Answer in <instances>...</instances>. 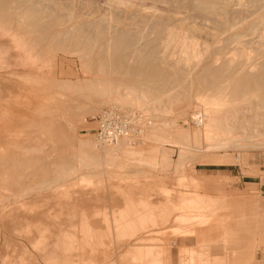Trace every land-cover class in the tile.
Returning <instances> with one entry per match:
<instances>
[{"label":"rangeland","instance_id":"374dc122","mask_svg":"<svg viewBox=\"0 0 264 264\" xmlns=\"http://www.w3.org/2000/svg\"><path fill=\"white\" fill-rule=\"evenodd\" d=\"M28 1L31 3H35V5L38 8H48V9L53 8L54 10H56V12H61L66 19V20L64 19L65 28H73V26L77 25L78 23L80 24L85 21H86L85 22L86 24H89L93 20L94 21L98 20L99 17L103 16V14H104L103 17L106 18L105 23L106 22L108 23L107 20H109L111 16H114L111 19L112 21L109 20V23H108L112 25V23L115 22L112 25V27H114V30L111 29L113 31H110V34L111 35L114 34L115 27L117 28L122 27V29L133 31L134 33L137 34L138 37L141 36L138 42L143 41L142 36H144L145 38V35H141V34H147L146 36L148 40L149 38L150 40L154 38V35L152 36L153 34L152 30L150 31L151 28L146 27L147 26L146 24H148L149 22V20L147 21L146 19L149 18L148 16H151L152 14H154V12H156L155 13L156 15L163 16V18L173 17L174 27L177 25L180 26V22H181V26L184 27L183 29L184 31H186V29L188 28L187 30L188 31L191 30L192 32L193 29H196V26L197 27L199 26L200 29L197 28L198 30L196 29L195 32H192V33L186 32L187 33L186 35L184 34L185 33L184 32L181 35H183L184 37H187V39L189 38V41H192V42H193V39L196 41L198 40L200 47L202 48L204 45L203 47L205 48L204 51L207 50V53L209 52V54L203 53L202 52L203 50L200 49L199 44L195 43V46H196L195 48H196V52H198L197 53L198 56L202 54L203 56L201 59H199L201 56L197 59V61L200 60L197 62V65L194 64L196 60H193L195 62L193 61L192 62L190 61L191 63L188 62V65L187 63L180 62V64H183L185 66L183 67L182 65H180V71L183 74H185L184 77L190 75L194 78V75L198 73V71H200V69H202L203 66H205L210 61V59L211 61L207 65H210L212 67L214 65V67H217L219 66L218 64H222V62L224 61V58H228L232 56V53L237 51L236 50L237 45L234 44L232 41H229V38H228L229 33L234 31L239 24L238 21L233 20V18L236 19V17L234 16V13H233L234 17L232 15H231L232 17L229 16V14H231L229 13L226 16L227 19L225 18L223 19L225 21L223 23H226V24H222L219 21L216 22L217 20L214 19V22L216 23L212 22L211 23L212 27H211L210 22L212 20L210 18H208L211 20L209 22V20L206 19V17L203 18L200 16V18L199 17L198 18L199 19L202 18V20L197 19L196 21L195 18H197V16L194 17V15H192L184 6L179 5L178 2L175 0H168V3H167V0L166 2L164 0L165 3L163 2V0H130L132 4L129 2V0L127 1L120 0L121 2H123L122 6L119 0H116V1L115 0H55V1L51 0V2L50 0H28ZM172 1L174 4L172 3ZM238 1L240 2V4H238L239 3ZM257 1H255L257 3L253 2L252 4H249L247 0H237V1L233 0V9L234 8L236 9V12H235L236 16L238 17V14L239 15L241 14L238 18L239 19L243 18L242 19L243 21L240 19L242 22L244 21L247 22L248 21L247 19H250L249 21L253 20L258 15V11L260 13L263 11V8H264V4H263L264 0H257ZM60 2L62 4H60ZM242 2L245 5V7L242 4ZM254 3L256 4V6L257 4L258 6L262 4L261 6L263 7L260 6L261 8L259 9L258 6L255 7ZM171 4L173 5L171 6ZM234 5L235 6L237 5V8L238 6L239 8L241 7L240 8L241 10L239 8L237 9ZM240 5H242L243 8ZM143 7H145L146 10ZM251 7H254V9L252 8L253 11ZM114 8L116 9V11ZM120 8H122L123 10H120ZM126 8L130 10L129 13H127L128 10ZM162 9L163 11H161ZM63 10L65 12H63ZM138 10L140 12H138ZM68 11H69V14H68ZM70 11H72V13ZM119 11L121 15L118 14ZM121 11H123V14ZM160 11L164 14L160 15L162 14ZM253 12H257V13L256 14L254 13V16H253L252 15ZM140 13H143V14H140ZM178 13H179V16H178ZM139 14L141 16L140 20L138 18ZM66 16H68V18ZM124 16L126 17L124 18ZM131 16H133V18ZM71 17L72 19H70ZM143 17L146 19L142 20ZM191 17L194 18L198 24L193 23L194 20ZM230 17L232 18V20ZM128 18H130L129 19L130 21L125 22V20L126 19L128 20ZM229 18L231 21H229ZM132 19H136V20L132 21ZM183 19H186V20H183ZM204 19L206 20L205 22H204ZM139 21H142V22L140 23ZM186 21L188 25L190 24L189 27L185 26L187 25ZM241 21L239 22L241 23ZM123 22H124V25L122 24ZM138 22L143 26L145 24L144 29L141 30L140 27L143 28V26L139 25ZM230 22L233 23L232 27H234V24H235L234 22H237V26L230 29L229 28L231 25ZM129 23L131 25L136 24L135 26L134 25L133 26L134 27L137 26V27L134 28L131 25L128 26ZM205 23H206V26H204ZM219 23L220 25L222 24L221 27ZM119 24H121L122 26ZM169 24L168 26H173L172 22H169ZM193 24H195L196 26H194ZM199 24H201L202 26ZM225 26H226V29H228V32L224 33V31H226ZM192 27H195V28H192ZM135 29L136 30L138 29L139 33L136 32ZM140 30L143 33H141ZM212 30L213 31L215 30L214 34ZM149 31L152 33H150ZM12 32H14L15 34ZM86 33H88V38L91 37L89 36L90 34L87 30H86ZM188 33H189V36L192 34L191 37L188 36ZM24 34L27 35V37ZM218 34H222V35L218 36ZM14 35H17V36H14ZM14 37H16L17 39ZM221 38L224 39V41ZM175 40L177 41L178 39H175ZM175 40L163 52H162V49L159 48L161 46V43L158 42V41H161V38H157L156 40H154L158 42L159 51L157 52L158 53L157 55L161 53L158 59L160 60L162 59L161 60L162 62H160L159 60V64L161 63L162 64V65L160 64L161 66H165L167 68L166 69L164 67L166 70L171 69V66L174 65L175 63L174 60L177 57L184 55L183 54L184 52H182V50L180 49L181 41L175 42ZM219 40H221L222 42H220ZM225 41H227L226 45H224ZM30 42L32 43L30 44ZM175 43H180V44L177 45ZM27 44H29V46ZM212 44H214L213 48L215 46L217 47L212 49L211 47ZM251 44L252 43H246L245 54L247 53L246 55L247 56L249 55L251 59L253 56H254L253 59L254 58L259 59L260 55H261L260 59L264 58V46L261 48V50L263 49L262 52L260 51L258 54L257 52L254 51L255 50L253 47L254 44L252 45ZM174 45H175V48H174ZM207 45L210 47H208ZM15 46L16 48H14ZM221 46H223L225 49L222 48ZM233 46H235V49ZM207 47L209 48V50ZM219 47H221V49ZM230 47L234 49L233 52L231 51ZM247 47H253V48H247ZM6 48L7 50L9 49V51H7ZM38 48L41 49L42 54ZM67 48L69 49L70 47H66L65 49H62V48L55 46L49 37H45V38H42L41 40L35 41L33 37H31L30 35L28 36V34L26 33H23L21 28H17L14 24H10L9 22L0 21V56H2L1 59L5 57V59L3 60L5 61L7 60L10 66V67L7 66L6 68L0 69V104H3V105L7 104L9 115H11L10 112L12 113L11 115L12 123L16 121L21 122V123L33 121L35 122V124L38 125V128H32V127L25 126L22 129L21 127V131L19 135L12 136L13 138H15L16 142L20 143L19 147L21 148H19L18 146L17 147L8 146L5 143L1 144L0 154L5 157L6 156L12 157V159L8 161L6 160L7 162L0 161V173L4 171V166L6 164L8 165L12 164V166H16V168L11 167L10 168L11 171L9 173H7L8 172L7 171L4 174H0L1 175L0 183L2 184V186H5L6 188H8L2 191L0 189V197H1L0 199V264H88L90 261L92 262L95 261L93 264H120V263L121 264H127V263L138 264L140 261V264H142L141 262L144 260L143 254L146 253V256H147V253L149 252L146 249L151 250L153 254L156 253V251H159L161 259L163 260V262H165L163 264H182L180 260L185 261V259L182 260L181 258L182 255H180L178 251L174 250L175 248L172 247L169 241L173 240L175 237L172 227L175 224V220H174L175 214L180 211V209H177L176 207H174V204L177 202V199L179 197L178 190L182 188H186L183 185L184 183L179 182V174L182 173V174L187 175V174L192 173L191 167L193 165L196 167L195 173H197L200 178L204 176L205 177L211 176V178L212 177L224 178V180L222 181V186L225 189H227V191L231 190L233 192V198H240L242 200L244 199L247 205V209L249 208L248 205L252 203L253 205V224L254 226L256 225L258 229L257 231L258 235H255V236L257 237L258 240H260V237L264 235V184H263L264 182L260 183L262 182L261 177L262 175H264V145L259 144L261 143L260 139H264L263 134L258 136L259 133H257V135L255 134V137L253 138L252 135H254V132L256 133L257 130L254 131L255 129L254 130L252 129L253 130L252 131L251 129L246 128L245 130L246 133H244V135L245 136L249 135L252 138V140H249V141L247 140L246 142L247 143H257V145H253L251 147L250 146H239V147L229 146L227 148H220V147L213 148L210 145V142L207 143V140L204 139L202 135L198 136V143L196 145L194 142L195 144L194 145L191 135H192V132L195 129H198V127L200 126H198L196 124V121L192 119L191 114L193 111L201 109L199 106V99L197 98V96L199 94H202L201 91L204 93L203 90L201 91L199 90L196 94L195 91H197V89L195 85H193V87L191 85L190 87V84L187 83L189 84L188 86H186L187 88H184V87L182 88L181 86L179 87L177 84H173L172 86L168 84L164 90L156 91L155 93L150 92L151 93V94L149 93L150 96L146 97L148 91L146 92V90L141 89V87H137V88L135 87V89L138 91L137 92L138 94L137 93L135 94H137L138 96L141 95L142 100L143 101L144 99L146 100L144 101L145 104L142 102V100L138 101L140 102L139 104H141L142 102V106L137 104V100H138L137 98L134 100L122 98L119 103H113L112 98L110 97H113L116 94V92L114 93L113 91L115 88L113 87L107 88V87H109V85H111L112 83L113 85H115L114 78L116 77V75L109 74L106 72L104 73V71H99L98 69H95L97 72L95 70H92L93 68L96 67V65L93 63L92 58L91 60L90 58L87 59L88 55L86 56L85 50H83L85 51L84 52L85 54H83V51L80 52L81 50L77 48V52L79 51L82 54L81 55L80 53H76V51L75 52L73 51L76 48L71 47L70 48L71 50L70 49L67 50ZM170 48L172 49V51L169 50ZM178 49L181 51H179ZM197 49L202 54L199 53ZM218 49L222 51L224 49L223 55H222V51ZM226 49L227 50L230 49L229 51L232 53L227 55L229 51L227 52ZM250 49L251 50L253 49L252 50L253 53L251 52ZM28 50H30L29 51L30 53L28 52ZM33 50L34 51L39 50V51L37 53V51L34 52ZM248 50L250 51V53H248L249 52ZM71 51H73L74 53ZM216 51L220 53L218 54ZM69 52H71L72 54ZM164 52H167V53L165 54ZM180 52L182 54H180ZM32 53L34 56L32 55ZM162 53H163L164 58L162 56ZM238 53L239 51H237V53H234V55L235 54L237 55ZM174 54H177L176 55L177 57L174 56ZM9 55L14 56V57L17 55L16 58H18L19 61L18 59L12 58ZM19 55H21V57ZM40 55H42L43 57ZM216 55H218L219 58H217L218 56L216 57ZM8 56H9V59H8ZM84 56L86 57L84 58ZM39 57L40 58L42 57L43 59L42 58L40 59ZM11 58L16 59L19 63L17 64V61L12 60ZM46 58L48 60L50 59L49 60L50 62ZM215 59H217V61H215ZM206 60L208 61L204 63L203 61H206ZM218 60H220V62ZM20 61H22L21 62L22 65H20L21 64ZM0 62H4V61L0 60ZM164 62L166 65L164 64ZM48 63L49 64L51 63V64L49 65ZM11 64H14V66ZM23 64L25 65L23 66ZM187 67L189 68V70H187ZM192 67L193 68L196 67V68L193 69ZM191 69L193 70L190 72ZM14 74H16V76ZM190 76L186 78L189 80ZM30 77L32 78L30 79ZM46 78H54L53 80L58 81V82L59 81L61 82L62 80L64 81L67 80L68 82L70 81V83H72L73 85V88L64 89L60 87L61 88L60 89L58 86L50 87L46 83H44L46 81ZM100 78L102 80H100ZM191 78L190 80H192ZM40 79H42V81L44 80V82L37 81ZM106 80L108 82H106ZM100 81L102 82L100 83ZM105 82L107 83L108 86L106 85ZM75 85L77 86V89L76 87H74ZM168 86L171 88L169 89ZM177 86L178 88H176ZM79 88L80 89L83 88L84 91H82L83 89L79 91ZM105 88L109 90L112 89V92L107 91V93L108 92L109 93L104 95L107 90ZM191 88L193 89L191 90ZM184 89L186 91V92L184 91L185 93L183 92ZM117 90L118 91L116 95L118 96H122V95L124 96V95H127L128 93L127 92L128 89H125L122 87H120ZM180 90H182V92ZM140 91H143V92L141 93ZM168 91L172 92V94L168 93ZM181 93H184L182 94L183 95L182 97L180 95ZM80 94L83 96H81ZM153 94L157 96L155 97ZM175 96H178L176 100L172 99V98H175ZM167 97H170L172 100H175L174 103L172 102L170 98H167ZM182 98H185L186 100ZM71 99L73 102L71 101ZM177 99L179 100L177 101ZM129 101L130 102L132 101V102L130 103ZM187 101L190 103H188ZM121 102L123 103V105L120 104ZM27 103H30L28 107L26 106ZM136 106L137 107L139 106V107L136 108ZM195 107H197V109ZM170 108H171V111H170ZM105 109H109V110L113 109L117 111L119 114H123V116L129 123L130 129L133 127L132 128L133 131L134 129L136 131L138 130L137 132L134 131L137 134L139 132L138 136L135 135L133 131H130L132 135L128 133L127 135L128 138H125L123 140L124 141L123 144L121 142L122 146L120 144L118 145L114 144V146L113 144L112 145H101L95 139L94 130L96 128V116ZM13 113H16L17 115H19V117L17 118L15 116L16 114L14 115ZM67 122L70 124V126ZM4 129H5V126H4ZM4 129L3 127H0V136L3 135ZM185 130L189 133H187ZM248 131H249V134H248ZM250 132L253 134L250 135ZM258 132L260 131L258 130ZM156 135H160V136H156ZM200 137H202L203 139ZM232 137H235V134H233V136L231 135V138ZM133 138L134 140H132ZM187 138L189 139L191 138V139L187 140ZM79 139L88 140V142L81 144L80 141H77ZM255 139L257 140L256 142H255ZM154 140H157L158 143L164 144L158 147V153L161 154L162 152H166V154L170 155V158L166 162H164V165L162 167L158 168L157 170L155 169V173L153 176L152 175L151 176L135 175L134 168L136 166L134 165V163H132L131 160L129 161L124 160L123 155L125 154L127 155L129 159H131L135 155L134 151L135 149H138L139 144H143L147 141H154ZM159 140H162V142ZM199 141L200 142L206 141V142L201 144L199 143ZM189 143L193 145L190 146ZM91 144L93 146H91ZM198 144L199 145L201 144V145L198 146ZM208 144L210 147L208 146L206 149V146ZM119 145L121 146L120 149L117 147ZM188 145L190 147H188ZM111 146H112V149H111ZM196 146H198L200 153L198 149H195ZM113 147H114V150H113ZM192 147L194 150L192 149ZM24 148H27V149L35 148L39 151L37 152L35 149H32V150L29 149L27 150V152H25L26 150ZM211 148H213L214 150L213 149L211 150ZM16 149H23L21 150L22 153L20 152V150H16ZM123 151H126V152H123ZM184 151L186 154H184ZM178 152H179V155L181 154L182 156H185L186 160L183 161L177 168L175 165V161L178 158ZM107 153H110L108 154L110 155L108 157L109 159L105 156L107 155ZM196 153L200 155H197ZM189 156L190 157L194 156L192 158H198L200 162H197L194 164L191 161H188L187 158H189ZM14 158L16 160H13ZM61 158L64 160H62ZM37 160H40V161H37ZM10 161L13 163H9ZM61 165L62 166L64 165V166L62 167L63 170L60 171V169H62L60 167ZM67 167H70L68 168L69 170H67ZM74 169L75 171H73ZM14 170L15 172H13ZM56 170H58L59 173L58 171L56 172ZM71 171L73 173L75 172L74 175ZM56 173L60 175H56ZM44 177L45 178L47 177L49 181L47 179L44 180ZM51 180H53L54 182ZM39 182L41 183L40 186L41 187L43 186L42 188L39 187ZM209 182L210 180H208L207 183L205 182L206 184L205 190L214 194L215 190L212 189V186L210 185ZM33 184L34 186H36L37 184L38 185L34 187ZM21 187H25V188L27 187L29 192H27V189H26L24 191L25 193L17 199L16 197H14V195H12V193H13V190L17 188H21ZM6 196H8L9 198ZM143 208H145V210H149L152 212L153 218L151 217L149 222L146 221V218L149 219L147 215H145L146 217H144L142 215H138L139 213H137L139 212L138 210H142ZM129 209H131L130 210L131 214L130 212L129 213L127 212L128 214L127 213L126 214L128 217L125 216L126 215L125 214L124 215L125 218H124L123 214L126 211H129ZM132 210L133 212L134 210H137V212L135 211L134 212L135 214H134ZM118 215L119 216L122 215L120 217H123L121 218V220H124V221L126 220L130 221V219L132 218L133 219V220L131 219V221H133L132 227L134 226L133 224L135 223V226L133 227V230L135 231L131 230L132 227H128L131 225L127 224L128 226L127 225L125 226L123 221L122 223L124 225L122 226L124 228H122L121 226L122 223H120L121 221H119V218H115V217H118ZM134 215H136V217ZM130 216H133V217H130ZM113 217L115 218V220ZM128 218L130 219L128 220ZM134 218L136 219V221ZM143 218H145L144 222H148L146 223L148 224V226L146 224L144 225ZM117 219L120 225L117 224L118 222H115L117 221ZM212 220L209 219V222H210L209 225L213 223ZM113 221L115 224L113 223ZM136 223L138 224L136 225ZM118 228H120L121 231ZM126 229L128 230L127 233L129 234L130 232L131 235L126 234V231H127ZM95 236H96V239H95ZM69 238L73 241H71ZM91 238H94V239H91ZM65 239L67 240V242ZM89 239L90 241H93V242L88 241ZM68 241L70 244H68ZM70 241L73 242L74 244L71 243ZM57 242L58 243L61 242V243L58 245ZM94 242L96 244H94ZM215 242L216 241L205 242L204 244L200 246L198 245L195 250L199 251L200 253L201 252L207 253L210 251L209 246L213 245V243ZM191 247L195 248L194 246H191ZM140 249H142V251H140ZM254 253H255V256L259 259V263L264 264V242H260L257 244ZM130 254H132L133 256ZM123 261L125 263H123ZM255 263H256L255 260L251 261V260L246 259L241 264H255ZM195 264H200V263L195 262Z\"/></svg>","mask_w":264,"mask_h":264},{"label":"bare ground","instance_id":"6f19581e","mask_svg":"<svg viewBox=\"0 0 264 264\" xmlns=\"http://www.w3.org/2000/svg\"><path fill=\"white\" fill-rule=\"evenodd\" d=\"M55 1V0H54ZM116 1V0H115ZM123 1V0H122ZM127 1V0H126ZM175 1H177L178 2V4L179 5H182V6H184L192 15H194V17L195 16H197V18H195L196 19V21H197V19H199L200 18V16L201 17H203V18H205L206 17V19H208V18H210V19H208L209 20V22H210V26H211V23L212 22H214V19L215 20H217L216 22H221L222 24H226V23H223V22H225L223 19L225 18V19H227L226 18V16L229 14V13H231V14H229V16H233V13H234V16L236 17V19H234L233 18V20H235V21H238V23L240 24H238V26H237V22H234L235 24H234V27H236L237 26V28L234 30V31H232V32H230L229 33V35H228V38H229V41H232L234 44H236L237 45V48H236V50L237 51H239V53L236 55H234V53H237V51L236 52H234V53H232L233 51H234V49H235V46H233L234 47V49H232L231 47H232V45H231V47H230V49H231V51L232 52H230L229 50H227V52L229 51V53H227V55H229L230 53H232V56H230V57H228V58H224V61L222 62V64H218L219 66H217V67H214V65H213V67L212 66H210V65H207V64H209V62L211 61V59H210V61L205 65V66H203V68L202 69H200V71H198V73H196L195 75H194V78L192 77V76H190V75H188V76H190L189 77V80H190V78L192 79V80H188L186 77H188V76H185L184 77V75L185 74H183L181 71H180V65H182L183 67H185L183 64H180V62H183V63H187V65H188V62H192L193 60H196V62L195 61H193V62H195L194 64H196L197 65V62L198 61H200V60H198L197 61V59L199 58V59H201L202 58V56H203V54L197 49V51H199V53H201L202 55H200V56H198V52H196V46H195V43H198L199 44V41L197 42L196 40H194L193 39V42L192 41H189V38L187 39V37H184L183 35H181L182 33H184L185 35L187 34L186 32H189V33H192V32H195L196 31V29L198 28V29H200L199 28V26L197 27L195 24H193L194 26H196V29H193L192 30V32H191V30H190V28H189V30L190 31H188L187 29H186V27H185V29H186V31H184L183 29H184V27L183 26H181V22H180V26L179 25H177V26H175L174 27V25H173V21H174V19H173V17H167V18H163V16H159V15H156L155 13L156 12H154V14H152L151 16H148L147 18L148 19H146V18H142V20H149V22H148V24H146L147 26L146 27H150L151 29H150V31L152 30V32H153V34H152V36L154 35V38L153 39H151L150 40V38H149V40H148V38H147V34H141V33H143L141 30L142 29H144V26H145V24H144V26L143 25H141L140 23L142 22V21H139L138 22V24L139 25H141V26H143V28L142 27H140L141 28V30H140V34L141 35H145V38H147V39H145L144 38V36H142V38H143V41H141V42H138V40H140L139 38L141 37L140 35V37H138L137 36V34L136 33H134L133 31H130V30H126V29H122V27L121 28H117V27H115V32H114V34H110V31H113L114 30V27H112V25H113V23H115V22H113L112 23V25H110V24H108L109 23V20H111L112 19V17H114V16H109L110 17V19L109 20H107L108 21V23L106 24L105 23V21H106V18L105 17H103L104 16V14H103V16L102 17H99V19L98 20H93L92 22H90L89 24H86L85 22H82V23H76L77 25H75V26H73V28H65V21H64V19H65V17H64V15L61 13V12H56V10H54L53 8L52 9H48V8H38L36 5H35V3H31V2H29L28 0H0V21L1 22H9L10 24H14L17 28H21V30H22V32L23 33H26V34H28V36L30 35L31 37H33L34 38V40L35 41H38V40H41L42 38H45V37H49L50 38V40L54 43V45L55 46H57V47H59V48H62V49H65L66 47H73V48H76V49H74L73 51L75 52L76 51V53H80V52H82L83 50H85L86 51V56L88 55V57H87V59L88 58H90V60H91V58H92V61H93V63L96 65V67L95 68H93L92 70H95V69H98L99 71H104V73L106 72V73H109V74H113V75H116V77L114 78L115 80V85H113V83L111 84V85H109V87H107V88H110V87H113V88H115L113 91H114V93L116 92V94H117V89H119L120 87H122V88H125V89H128L127 90V95H122V96H118V95H114L113 97H110V98H112V102L113 103H119L120 102V100L123 98V99H138L137 100V104H139L140 102H138V101H140V100H142V96L140 95V96H138L137 94V90L135 89V87L137 88V87H141V89H144V90H146V92H147V96L146 97H148V96H150L149 95V93L150 92H153V93H155L156 91H162V90H164L165 89V87H167V85L169 84L170 86H172L173 84H177L179 87L181 86L182 88L184 87V88H187L186 86H188L189 84H190V87H191V85H192V87H193V85H195V87H196V89H197V91H195L196 92V94H197V92L200 90H203L204 91V93L201 91V93L202 94H199L198 96H197V98L199 99V106H200V110L198 109V110H196V111H193L192 112V119L194 120V121H196V124L198 125V126H200V127H198V129H195L193 132H192V141H193V144H194V142H195V144L197 145V143H198V136L199 135H202L203 137H204V139H206L207 140V143H209L210 142V145L214 148V147H220V148H227V147H229V146H235V147H239V146H253V145H257V143H247L246 141L248 140H252V138L249 136V135H247V136H245L244 135V133H246L245 132V130H246V128H249V129H255L254 131H256V133L254 132V135H252V137L254 138L255 137V134L257 135V133H259L258 134V136L259 135H264V58H262V59H260V56H259V59L257 58H254L253 59V57H252V59L250 58V56L248 55H246L245 54V46H246V43H252V44H254L253 45V47H254V51L255 52H257L258 54H259V52L261 51L262 52V50H261V48L264 46V8H263V11L262 12H260L259 13V9L261 8V7H263V6H258V4H257V6L259 7V9L257 10L258 11V15L253 19V20H251V21H249L250 19H247L248 21L246 22V21H244V22H242L243 20V18H238L240 15L238 14V17L236 16V14H235V12H236V9H235V11H234V9H233V0H175ZM237 1V0H236ZM248 2H249V4H252L253 2H255V1H257V0H247ZM46 2V1H45ZM50 2H51V0H50ZM118 2V1H117ZM119 2H121L120 0H119ZM129 2H130V0H129ZM129 2H127V3H129ZM136 2V1H135ZM157 2V1H156ZM163 2H164V0H163ZM165 2H166V0H165ZM164 2V3H165ZM170 2V1H169ZM239 2V1H238ZM251 2V3H250ZM257 2H259V1H257ZM257 2H255V3H257ZM262 2V1H261ZM264 2V1H263ZM110 3V2H109ZM122 3L123 2H121V6H122ZM131 3V2H130ZM152 3V2H151ZM167 3H168V0H167ZM172 3H173V1H172ZM236 3V2H235ZM234 3V4H235ZM254 3V5H255V7H257L256 6V4ZM59 4V3H58ZM58 4H57V6H58ZM60 4H62L61 2H60ZM59 4V5H60ZM118 4H120V3H118ZM132 4V3H131ZM153 4V3H152ZM162 4V3H161ZM174 4V3H173ZM173 4H171V6L173 5ZM238 4H240V2L238 3ZM242 4H243V2H242ZM246 4V3H245ZM248 4V3H247ZM260 4V3H259ZM264 4V3H263ZM52 5H54V4H52ZM110 5V4H109ZM114 5V4H113ZM130 5V4H129ZM151 5V4H150ZM157 5V4H156ZM155 5V6H156ZM165 5V4H164ZM168 5V4H167ZM169 5H170V3H169ZM168 5V6H169ZM244 5V4H243ZM254 5H252V6H254ZM56 6V5H55ZM56 6V7H57ZM65 6V5H64ZM69 6V5H68ZM127 6H128V4H127ZM137 6V5H136ZM152 6V5H151ZM167 6V7H168ZM177 6V5H176ZM235 6V5H234ZM240 6H242V5H240ZM251 6V5H250ZM120 7V6H119ZM132 7V6H131ZM147 7V6H146ZM178 7V6H177ZM236 8H237V5L235 6ZM244 7H245V5H244ZM249 7V6H248ZM143 8H145V7H143ZM143 8H141V9H143ZM169 8H171V7H169ZM180 8H181V6H180ZM238 8H239V6H238ZM237 8V9H238ZM241 8V7H240ZM239 8V9H240ZM242 8H243V6H242ZM254 9V7H251V9ZM57 9V8H56ZM64 9V8H63ZM115 9V8H114ZM119 9V8H118ZM127 10H128V12L127 13H129V9L128 8H126ZM150 9V8H149ZM161 9V8H160ZM166 9V8H165ZM248 9V8H247ZM253 9H252V11H253ZM93 10V9H92ZM97 10V9H96ZM110 10V9H109ZM120 10H123L122 8H120ZM126 10V11H127ZM140 10V9H139ZM138 10V12H140ZM145 10H146V8H145ZM157 10V9H156ZM168 10H170V9H168ZM178 10V9H177ZM185 10V9H184ZM187 10H186V12H187ZM241 10V9H240ZM61 11V10H60ZM73 11V10H72ZM72 11H70L71 13H72ZM115 11H116V9H115ZM118 11V10H117ZM141 11H143V10H141ZM161 11H163V9L161 10ZM160 11V12H161ZM242 11H244V10H242ZM248 11V10H247ZM63 12H65L64 10H63ZM75 12V11H74ZM73 12V13H74ZM108 12H110V11H108ZM122 12V14H123V11H121ZM138 12H137V14H138ZM150 12V11H149ZM148 12V13H149ZM164 12H165V10H164ZM168 12V11H167ZM172 12H173V10H172ZM179 12H180V10H179ZM241 12V11H240ZM239 12V13H240ZM251 12V11H250ZM96 13V12H95ZM131 13H132V11H131ZM133 13H134V11H133ZM162 13V12H161ZM175 13V12H174ZM183 13H185V12H183ZM237 13H238V11H237ZM254 13L256 14L257 12H253V16H254ZM68 14H69V11H68ZM67 14V15H68ZM100 14V13H99ZM102 14V13H101ZM106 14V13H105ZM109 14V13H108ZM112 14V13H111ZM118 14H120V11H119V13ZM117 14V15H118ZM126 14V13H125ZM135 14H136V12H135ZM140 14H143V13H140ZM140 14H139V20H140ZM145 14V13H144ZM159 14V13H158ZM164 13H162V14H160V15H163ZM167 14V13H166ZM76 15V14H75ZM121 15V14H120ZM130 15V14H129ZM131 15H133V14H131ZM174 15V14H173ZM172 15V16H173ZM183 15H185V14H183ZM251 15V16H252ZM73 16V15H72ZM108 16V15H107ZM116 16V15H115ZM138 16V15H137ZM143 16V15H142ZM166 16V15H165ZM164 16V17H165ZM169 16V15H168ZM177 16V15H176ZM178 16H179V13H178ZM228 16V17H229ZM231 16V17H232ZM233 16V17H234ZM67 18H68V16H66ZM81 17V16H80ZM79 17V18H80ZM97 17V16H96ZM117 17H119V16H117ZM123 17V16H122ZM121 17V18H122ZM126 16H124V18H125ZM132 18H133V16H131ZM146 17V16H145ZM181 17H183V16H181ZM199 17V18H198ZM230 17V18H231ZM245 17V16H244ZM249 17V16H248ZM76 18V17H75ZM120 18V19H121ZM123 18V19H124ZM137 18V17H136ZM192 18V17H191ZM230 18H229V21H231L232 20V18H231V20H230ZM252 18V17H251ZM70 19H72V17L70 18ZM77 19V18H76ZM130 18H128V20L126 19L125 20V22L126 21H130L129 20ZM193 20H194V22H193V20H192V22L193 23H197L196 21H195V19L194 18H192ZM239 19V20H238ZM66 20V19H65ZM83 20V19H82ZM115 20V19H114ZM117 20V19H116ZM133 20H136V19H132V21ZM177 20H178V18H177ZM183 20H186V19H183ZM188 20V19H187ZM199 20H202V18L201 19H199ZM74 21H76V20H74ZM79 21V20H78ZM112 21V20H111ZM118 21H119V19H118ZM138 21V20H137ZM175 21H176V19H175ZM180 21V20H179ZM179 21H177V22H179ZM191 21V20H190ZM206 20L204 19V22H205ZM239 21H241V23L239 22ZM67 22V21H66ZM81 22V21H80ZM169 22H172V25L173 26H168V24H169ZM201 22V21H200ZM199 22V23H200ZM216 22H214V23H216ZM88 23V22H87ZM131 23V22H130ZM129 23V25L128 26H130L131 24ZM145 23V22H144ZM168 23V24H167ZM185 23V22H184ZM186 23H187V21H186ZM185 23V24H186ZM202 23V22H201ZM75 24V23H74ZM86 24V25H85ZM117 24V23H116ZM123 25H124V22L122 23ZM143 24V23H142ZM179 24V23H178ZM198 24V23H197ZM221 24V25H222ZM230 29H232V28H234V27H232V24L233 23H231L230 22ZM67 25V24H66ZM119 25H121V24H119ZM134 25V24H133ZM133 25H131V26H133ZM136 25V24H135ZM134 25V26H135ZM169 25H171V24H169ZM199 25H201V24H199ZM219 25H220V23H219ZM221 25H220V27H221ZM116 26V25H115ZM118 26V25H117ZM122 26V25H121ZM133 26V27H134ZM185 26H190V24L188 25V23H187V25H185ZM202 26V25H201ZM200 26V27H201ZM204 26H206V23H205V25ZM218 26V25H217ZM227 26V25H226ZM226 26H225V29H226ZM137 27V26H136ZM136 27H134V28H136ZM212 27V26H211ZM210 27V28H211ZM219 27V26H218ZM218 27H217V29H218ZM12 28V27H11ZM127 28H129V27H127ZM132 28V27H131ZM133 28V29H134ZM192 28H195V27H192ZM111 29H113V30H111ZM139 29V28H138ZM138 29L136 30V32H138ZM147 29V28H146ZM197 29V30H198ZM206 29V28H205ZM221 29V28H220ZM229 29V30H230ZM8 30V29H7ZM12 30V29H11ZM86 30L89 32V36H91V37H89L88 38V33H86ZM134 30V31H135ZM183 30V31H182ZM202 30V29H201ZM210 30V29H209ZM9 31V30H8ZM149 31V32H150ZM215 31V30H214ZM214 31L212 30V32H213V34H214ZM218 31V30H217ZM220 31V30H219ZM152 32H150V33H152ZM209 32V31H208ZM221 32H222V30H221ZM221 32H219V33H221ZM225 32H228V29H226V31H224V33ZM12 33H14V32H12ZM139 33V32H138ZM144 33H146V32H144ZM189 33H188V36H189ZM197 33V32H196ZM211 33V32H210ZM8 34V33H7ZM15 34V33H14ZM22 34V33H21ZM194 34V33H193ZM25 35V34H24ZM192 35V34H191ZM191 35L189 36V37H191ZM212 35V34H211ZM216 35V34H215ZM222 34H218V36H221ZM12 36H13V34H12ZM14 36H17V35H14ZM26 37H27V35H25ZM24 36V37H25ZM195 36V35H194ZM194 36H192V37H194ZM136 37H138V38H136ZM149 37V36H148ZM225 37V36H224ZM14 38H16V37H14ZM136 38V39H135ZM142 38H141V40H142ZM157 38H161V41H158V42H160L161 43V46L159 47L160 49H162V52L163 51H165L168 47H169V45L175 40V39H178L177 41L175 40V42H178V41H181V50H182V52H184L183 54V56H179V57H177L176 55L178 54H174V56H176L177 58L174 60L175 61V63H174V65H172L171 66V69H169V70H166L167 68L165 67V66H161L160 64H159V60L160 59H158V57L160 56V54L159 55H157L158 53V51H159V48H158V42L157 41H154V40H156ZM198 38V37H197ZM227 38V39H228ZM17 39V38H16ZM145 39V40H144ZM204 39V38H203ZM207 39V38H206ZM212 39V38H211ZM215 39H217V38H215ZM218 39H220V38H218ZM222 39V38H221ZM226 39V40H227ZM159 40V39H158ZM192 40V39H191ZM223 41H224V39H222ZM17 41V40H16ZM29 41V40H28ZM97 41V42H96ZM195 41V42H194ZM213 41V40H212ZM218 41V40H217ZM220 42H222L221 40H219ZM42 42H44V41H42ZM157 44H156V43ZM205 42H207V41H205ZM205 42H204V44H205ZM219 42V43H220ZM227 41H225V44L224 45H226L227 43H226ZM17 43V42H16ZM26 43V42H25ZM29 43V42H28ZM32 42H30V44H31ZM41 43V42H40ZM39 43V44H40ZM97 43V44H96ZM218 43V42H217ZM96 44V45H95ZM175 44H180V43H175ZM222 44V45H223ZM232 44V43H231ZM251 44V45H252ZM17 45H19V44H17ZM16 45V46H17ZM28 46H29V44H27ZM177 45H176V47H177ZM197 45V44H196ZM213 45L214 44H212V49H214L215 47H217V46H215L214 48H213ZM223 45V46H224ZM250 45V44H249ZM7 46V45H6ZM9 46V45H8ZM16 46L14 47V48H16ZM26 46V45H25ZM25 46H24V48H25ZM41 46V45H40ZM208 46V45H207ZM220 46V45H219ZM223 46H221L222 48H224ZM21 47V46H20ZM23 47V46H22ZM32 47V46H31ZM30 47V48H31ZM39 47V46H38ZM171 47H172V45H171ZM199 47H200V44H199ZM199 47H197V48H199ZM203 47H204V45H203ZM202 47V48H203ZM208 47H210V46H208ZM207 47V48H208ZM221 47H219L220 49H221ZM226 47V46H225ZM228 47V46H227ZM253 47H247V48H253ZM3 48H4V46H3ZM29 48V47H28ZM27 48V49H28ZM48 48V47H47ZM69 48V49H70ZM77 48H79L81 51L79 52H77ZM174 48H175V45H174ZM201 47H200V49L201 50H203L202 52L203 53H207V50H205L204 51V49L205 48H203L202 49ZM206 48V49H207ZM22 49V48H21ZM33 49H34V47H33ZM39 49V48H38ZM68 48H67V50H69ZM78 49V50H79ZM220 49H218V50H220ZM225 49V48H224ZM224 49H223V51H224ZM6 50H7V48H6ZM6 50H5V52H6ZM40 51H41V49H39ZM38 50V51H39ZM45 50H46V48H45ZM71 50V49H70ZM170 51H172V49L170 48L169 49ZM179 50V49H178ZM181 50H179V51H181ZM208 50H209V48H208ZM217 50V51H218ZM251 50V49H250ZM253 50V49H252ZM251 50V52L253 53V51ZM4 51V50H3ZM7 51H9V49L7 50ZM26 51V50H25ZM30 50H28V52H29ZM34 51V50H33ZM37 51V50H36ZM36 51H34V52H36ZM38 51H37V53H38ZM48 51V50H47ZM46 51V52H47ZM73 51H71V52H73ZM85 51H83V54H85L84 52ZM215 51V50H214ZM213 51V52H214ZM216 51V52H217ZM220 51H222V50H220ZM223 51H222V55H223ZM249 51V50H248ZM27 52V53H28ZM33 52V53H34ZM71 52H69V53H71ZM73 52V53H74ZM168 52V51H167ZM167 52H164L165 54L167 53ZM254 52V53H255ZM30 53V52H29ZM33 53H32V55H33ZM36 53V54H37ZM49 53V52H48ZM171 53V52H170ZM218 53V52H217ZM216 53V54H217ZM220 53V52H219ZM218 53V54H219ZM248 53H250V51L248 52ZM251 53V54H252ZM4 54V53H3ZM7 54V53H6ZM25 54H26V52H25ZM41 54H42V51H41ZM44 54V53H43ZM50 54V53H49ZM72 54V53H71ZM81 54V53H80ZM80 54H79V56H80ZM180 54H182L181 52H180ZM179 54V55H180ZM207 54H209V52L207 53ZM257 54V55H258ZM261 54V53H260ZM31 55V56H32ZM38 55V54H37ZM37 55H35V56H37ZM47 55V54H46ZM52 55V54H51ZM82 55V54H81ZM170 55V54H169ZM221 55V56H222ZM256 55V56H257ZM9 56H11V55H9ZM9 56H8V59H9ZM17 56V55H16ZM16 56L14 57V56H11L12 58H16ZM20 57H21V55H19ZM18 56V57H19ZM34 56V55H33ZM39 56V55H38ZM40 56H42V55H40ZM86 56H84V58L86 57ZM162 56H163V53H162ZM161 56V57H162ZM171 56V55H170ZM218 55H216V57H217ZM252 56V55H251ZM255 56V57H256ZM1 57L2 56H0V60L1 61H4V62H0V69H2V68H6L7 66H9V63H8V61L6 60H3V59H5V57L3 58V59H1ZM43 57V56H42ZM41 57V58H42ZM51 57V56H50ZM78 57V56H77ZM223 57V56H222ZM222 57H220V58H222ZM263 57V56H262ZM11 58V59H12ZM40 58V57H39ZM40 58V59H41ZM48 58V57H47ZM46 58V59H47ZM80 58H82V57H80ZM163 58H164V56H163ZM217 58H219V56L217 57ZM16 59H18V58H16ZM16 59H12V60H16ZM31 59V58H30ZM43 59V58H42ZM86 59V60H87ZM29 60V59H28ZM35 60V59H34ZM48 60V59H47ZM50 60V59H49ZM48 60V61H49ZM162 60V59H161ZM160 60V62H162ZM205 60V59H204ZM17 61V60H16ZM18 61H19V59H18ZM17 61V64L19 63ZM22 61H24V60H22ZM22 61H20V63L22 62ZM36 61V60H35ZM47 61V62H48ZM89 61V60H88ZM87 61V62H88ZM92 61H90V62H92ZM165 61V60H164ZM208 60H206V61H203L204 63H206ZM215 61H217V59H215ZM219 62H220V60H218ZM222 61V60H221ZM252 61V62H251ZM7 62V63H6ZM9 62H11V61H9ZM44 62H45V60H44ZM46 62V63H47ZM50 62V61H49ZM171 62H173V61H171ZM190 62V63H191ZM12 63H14V62H12ZM37 63V62H36ZM83 63H85V62H83ZM89 63V62H88ZM189 63V64H190ZM213 63V62H212ZM218 63V62H217ZM16 64V63H15ZM49 64V63H48ZM51 64V63H50ZM49 64V65H50ZM164 64H165V62H164ZM172 64V63H171ZM170 64V65H171ZM199 64V63H198ZM214 64H216V63H214ZM11 65H13L14 66V64H11ZM20 65H22V63L20 64ZM25 64H23V66H24ZM94 65V66H95ZM166 65V64H165ZM201 65V64H200ZM203 65V64H202ZM22 66V67H23ZM39 66V65H38ZM10 67V66H9ZM166 69H165V68ZM38 68V67H37ZM193 68V67H192ZM194 68H196V67H194ZM193 68V69H194ZM201 68V67H200ZM193 69H191L190 70V72L193 70ZM199 69V68H198ZM187 70H189V68L187 67ZM96 71V70H95ZM186 71V70H185ZM18 72V71H17ZM97 72V71H96ZM186 73V72H185ZM195 73V72H194ZM12 74H13V72H12ZM188 74H190V73H188ZM15 76H16V74H14ZM30 76V75H29ZM19 77H20V75H19ZM39 77V76H38ZM32 77H30V79H31ZM42 78V77H41ZM186 78V79H185ZM37 79V78H36ZM35 79V80H36ZM54 78H46V81L44 82V80L42 81V79H40V80H37V81H42V82H44V83H46L48 86H53V87H55V86H58L59 88L61 87V88H64V89H71V88H73V85H72V83H70V81L68 82L67 80L66 81H64V80H62L61 82L59 81H54L53 80ZM57 79V78H56ZM78 79V78H77ZM99 79V78H98ZM26 80H28V79H26ZM91 80V79H90ZM94 80V79H93ZM100 80H102L101 78H100ZM104 80V79H103ZM187 80H188V82H187ZM32 81V80H31ZM34 81V80H33ZM87 81V80H86ZM110 81V80H109ZM102 81H100V83H101ZM106 82H108L107 80H106ZM105 82V83H106ZM112 82H113V80H112ZM88 83V82H87ZM105 83H104V85H105ZM187 83H189V84H187ZM99 84V83H98ZM109 84V83H108ZM85 85H86V83H85ZM103 85V84H102ZM106 85H107V83H106ZM96 86V85H95ZM108 86V85H107ZM178 86L176 87V88H178ZM58 87H56V88H58ZM74 87H76V89H77V86L75 85ZM105 87V86H104ZM169 87V86H168ZM60 88V89H61ZM102 88V87H101ZM107 88H105V89H107ZM171 87H169V89H170ZM173 88H175V87H173ZM172 88V89H173ZM75 89V90H76ZM83 89V88H82ZM82 89H80L79 88V91L80 90H82ZM180 89V88H179ZM190 89V88H189ZM193 88H191V90H192ZM53 90V89H52ZM87 90V89H86ZM136 90V91H135ZM82 91H84V89L82 90ZM81 91V92H82ZM88 91V90H87ZM107 91H109V92H112V89L111 90H109V89H107L106 90V93H105V91H104V95H106V94H108L107 93ZM167 91V90H166ZM171 91V90H170ZM173 91V90H172ZM181 92H182V90H180ZM185 91V89L183 90V92ZM187 91H188V89H187ZM53 92V91H52ZM56 92V91H55ZM80 92V93H81ZM89 92V91H88ZM141 93L143 92V91H140ZM176 92V91H175ZM186 92V91H185ZM184 92V93H185ZM103 93V92H102ZM135 93H137V94H135ZM168 93H171L172 94V92H169L168 91ZM184 93H181L180 95H181V97L183 96L182 94H184ZM189 93H191V92H189ZM193 93V92H192ZM83 94V93H82ZM87 94V93H86ZM144 94V93H143ZM142 94V95H143ZM151 94V93H150ZM81 95V94H80ZM154 96H155V94H153ZM81 96H83V95H81ZM157 96V95H156ZM155 96V97H156ZM160 96V95H159ZM158 96V97H159ZM168 96H170V95H168ZM186 96V95H185ZM191 96V95H190ZM195 96V95H194ZM99 97V96H98ZM108 97H109V95H108ZM140 97V98H139ZM166 97V96H165ZM171 97H173V96H171ZM178 96H175V98H172V99H175L176 100V98H177ZM193 97V96H192ZM196 97V96H195ZM194 97V98H195ZM103 98V97H102ZM144 98V97H143ZM152 98V97H151ZM167 98H170V97H167ZM180 98V97H179ZM189 98V97H188ZM153 99H155V98H153ZM171 99V98H170ZM171 99V100H172ZM182 99H185V98H182ZM190 99H192V98H190ZM196 99V98H195ZM175 100H172V102L174 103V101ZM179 99H177V101H178ZM186 100V99H185ZM71 101H72V99H71ZM107 101V100H106ZM110 101V100H109ZM144 101H146L145 99H144ZM144 101L142 100V102L144 103ZM152 101V100H151ZM184 101V100H183ZM191 101V100H190ZM196 101V100H195ZM73 102V101H72ZM130 102V101H129ZM132 102V101H131ZM130 102V103H131ZM142 102H141V104H139V105H141L142 106ZM169 102V101H168ZM171 102V103H172ZM188 102V101H187ZM68 103V102H67ZM135 103H136V101H135ZM188 103H190V102H188ZM196 103V102H195ZM28 104V105H27ZM26 104V106L28 107L29 106V104L30 103H27ZM121 105H123V103L121 102L120 103ZM145 104V103H144ZM143 104V105H144ZM147 104V103H146ZM187 104V103H186ZM170 105V104H169ZM196 105V104H195ZM140 106V107H141ZM191 106V105H190ZM24 107V106H23ZM26 107V108H27ZM115 107H117V106H115ZM139 107V106H138ZM137 106H136V108H138ZM169 107V106H168ZM193 107V106H192ZM39 108V107H38ZM37 108V109H38ZM41 108V107H40ZM196 109H197V107H195ZM194 108V109H195ZM31 109V108H30ZM73 109V108H72ZM115 109V108H114ZM119 109V108H118ZM39 110V109H38ZM42 110V109H41ZM67 110V109H66ZM122 110V109H121ZM191 110V109H190ZM43 111V110H42ZM72 111V110H71ZM87 111V110H86ZM124 111V110H123ZM170 111H171V108H170ZM42 113V112H41ZM72 113V112H71ZM10 114L12 115V113L10 112ZM14 115L16 114V113H13ZM11 115H9V113H8V107H7V104H0V127H3V129H4V126H5V129H4V132H3V135L2 136H0V148H1V144H3V143H5V144H7L8 146H15V147H19V145H20V143L19 142H16V140H15V138H13L12 136H17V135H19V133H20V131H21V127H22V129H23V127H25V126H27V127H32V128H38V125L37 124H35V122H26V123H21V122H14V123H12L11 122ZM133 115V114H132ZM17 118L19 117V115H15ZM131 116V115H130ZM15 117V118H16ZM20 118H22V117H20ZM23 118H24V116H23ZM128 118V117H127ZM17 120V119H16ZM133 120V119H132ZM140 120V119H139ZM25 121V120H24ZM66 121V120H65ZM191 121V120H190ZM130 122V121H129ZM172 122V121H171ZM171 122H170V124H171ZM68 123V122H67ZM173 123V122H172ZM175 123V122H174ZM69 124V123H68ZM169 124V123H168ZM195 124V125H196ZM196 125V126H197ZM69 126H70V124H69ZM180 126V125H179ZM176 127H177V125H176ZM133 128V127H132ZM131 128V129H132ZM183 128V127H182ZM130 129V131H133V129L131 130ZM137 129V128H136ZM138 129H140V128H138ZM186 129V128H185ZM248 129V130H249ZM188 130V129H187ZM252 130V131H253ZM258 130L260 131V132H258ZM18 131V132H17ZM134 131H136L135 129H134ZM133 131V132H134ZM138 131V130H137ZM136 131V132H137ZM140 131V130H139ZM184 131V130H183ZM186 131V130H185ZM250 131V130H249ZM249 131H248V134H249ZM176 132V131H175ZM187 132V131H186ZM191 132V131H190ZM130 133V132H129ZM135 133V132H134ZM187 133H189V132H187ZM138 134H139V132H138ZM138 134L137 133H135V135H137L138 136ZM141 134H142V132H141ZM141 134H140V136H141ZM178 134H179V132H178ZM233 134H235V137H232L231 138V135L233 136ZM241 134H242V136H241ZM251 134H253V133H251L250 132V135ZM128 135V134H127ZM127 135L126 136H124L123 138H121V139H119L117 142H114V143H106V142H103V141H100V140H98L96 137H95V139L101 144V145H112L113 144V146H114V144H120L121 146H122V144L124 143V139L125 138H128L127 137ZM130 135H132L131 133H130ZM76 137V136H75ZM133 137V136H132ZM77 138V137H76ZM161 138V137H160ZM200 138H202V137H200ZM261 138V137H260ZM264 138V137H263ZM159 139V138H158ZM189 138H187V140H188ZM191 139V138H190ZM189 139V140H190ZM203 139V138H202ZM95 140V141H96ZM120 140H122V141H120ZM132 140H134V138L132 139ZM137 140H138V138H137ZM185 140V139H184ZM200 140V139H199ZM261 141V143H259V144H263L264 145V139H260ZM49 141V140H48ZM77 141H80L81 142V144H83V143H87L88 142V140H77ZM94 141V142H95ZM120 141V142H119ZM128 141V140H127ZM159 141H161L162 142V140H159ZM186 141V140H185ZM201 141V140H200ZM199 141V143H205V142H200ZM253 141H254V139H253ZM252 141V142H253ZM257 140L255 139V142H256ZM50 142V141H49ZM121 142H122V144H121ZM134 142V141H133ZM259 142V141H258ZM128 143V142H127ZM174 143V142H173ZM187 143V142H186ZM78 144V143H77ZM81 144H79V145H81ZM93 144V143H92ZM91 144V146H93ZM185 144V143H184ZM188 144V143H187ZM190 144V146H192L191 145V143H189ZM194 144V145H195ZM200 144V145H201ZM258 144V145H259ZM117 146L119 149H120V147L121 146ZM199 144H198V146H200ZM98 146V145H97ZM184 146V145H183ZM187 146V145H186ZM189 145H188V147H190ZM198 146H196V148L195 149H198ZM204 146V145H203ZM209 146V144L206 146V149H207V147ZM195 147V146H194ZM210 147V146H209ZM19 148H21V147H19ZM187 148V147H186ZM201 148V147H200ZM204 148V147H203ZM213 148H211V150L213 149ZM245 148V147H244ZM26 151L25 152H27V150H29V149H27V148H24ZM32 149H35V148H31L30 150H32ZM111 149H112V146H111ZM115 149H116V147H115ZM124 149V148H123ZM192 149H193V147H192ZM16 150H20V152H21V150H23V149H16ZM37 152L39 151V150H37V149H35ZM34 150V151H35ZM113 150H114V147H113ZM113 150H111V151H113ZM118 150V149H117ZM194 150V149H193ZM199 150V149H198ZM197 150V151H198ZM214 150V149H213ZM134 151V150H133ZM189 151V150H188ZM196 151V152H197ZM201 151H203V150H201ZM115 152H116V150H115ZM114 152V153H115ZM214 152V151H213ZM22 153V152H21ZM29 153V152H28ZM130 153V152H129ZM191 153H192V151H191ZM199 153H200V150H199ZM202 153V152H201ZM106 154V153H105ZM108 154H110V153H107V155ZM131 154V153H130ZM184 154H186L185 153V151H184ZM190 154V153H189ZM197 154V153H196ZM105 155L107 158L110 156V155ZM116 155H117V153H116ZM116 155H114V156H116ZM132 155V154H131ZM191 155H193V154H191ZM197 155H200V154H197ZM30 156H31V154H30ZM92 156V155H91ZM113 156V157H114ZM196 156V155H195ZM33 157V156H32ZM35 157V156H34ZM37 157V156H36ZM192 157H194V156H192ZM191 157V159H193ZM197 157V156H196ZM17 158V157H16ZM10 159H12V157H8V156H3V155H1L0 154V161H4V162H7L8 160H10ZM38 159V158H37ZM62 159V158H61ZM109 159V158H108ZM116 159V158H115ZM7 160V161H6ZM13 160H16L15 158L13 159ZM62 160H64V159H62ZM61 160V161H62ZM102 160V159H101ZM20 161V160H19ZM37 161H40V160H37ZM111 161V160H110ZM16 162H18V161H16ZM41 162H43V161H41ZM59 162V161H58ZM63 162H65V161H63ZM62 162V163H63ZM152 162V161H151ZM9 163H13V162H9ZM61 163V164H62ZM103 163V162H102ZM144 163H145V161H144ZM153 163V162H152ZM155 163H157V162H155ZM19 164V163H18ZM39 164V163H38ZM43 164V163H42ZM59 164V163H58ZM64 164V163H63ZM111 164V163H110ZM28 165V164H27ZM36 165V164H35ZM54 165V164H53ZM60 165V164H59ZM66 165H68V164H66ZM34 166V165H33ZM64 166V165H63ZM62 165L60 166L61 168L63 167ZM11 167H15L16 168V166H12V164L11 165H8V164H6L5 166H4V171H2V173H0V174H4V173H6L7 171V173H9L11 170H10V168ZM56 167V166H55ZM66 167V166H65ZM64 167V168H65ZM71 167V166H70ZM70 167H67V170H69L68 168H70ZM22 168V167H21ZM29 168V167H28ZM57 168V167H56ZM48 169V168H47ZM58 169H60V168H58ZM72 169V168H71ZM55 170V169H54ZM61 170H63V168L62 169H60V171ZM65 170V169H64ZM77 170V169H76ZM49 171V170H48ZM58 170H56V172H57ZM73 171H75V169L73 170ZM13 172H15V170L13 171ZM69 172V171H68ZM72 172V171H71ZM12 173V172H11ZM46 173V172H45ZM52 173V172H51ZM58 173H59V171H58ZM58 173H56V175H60V174H58ZM73 173V172H72ZM75 173V172H74ZM74 173H73V175H74ZM54 174V173H53ZM52 174V175H53ZM63 174V173H62ZM66 174V173H65ZM51 175V174H50ZM56 175H54V176H56ZM82 175H84V174H82ZM1 176V175H0ZM66 176V175H65ZM50 177V176H49ZM48 177V178H49ZM60 177V176H59ZM63 177V176H62ZM52 178H53V176H52ZM68 178V177H67ZM45 179H47V177L45 178L44 177V180ZM62 179H64V178H62ZM65 179H66V177H65ZM89 179V178H88ZM48 180V179H47ZM56 180V179H55ZM79 180V179H78ZM81 180V179H80ZM191 180H193V179H191ZM190 180V181H191ZM198 180V179H197ZM49 181V180H48ZM51 181H53V180H51ZM261 181L262 182H264V175H262V177H261ZM44 182V181H43ZM54 182V181H53ZM87 182H88V180H87ZM192 182V181H191ZM195 182L196 181H194V184H195ZM79 183V182H78ZM36 184V183H35ZM40 182H39V187L40 188H42L41 186H40ZM52 184V183H51ZM57 184V183H56ZM59 184V183H58ZM192 184V183H191ZM38 185V184H37ZM36 185V186H37ZM33 186H34V184H33ZM36 186H34V187H36ZM46 186H47V184H46ZM8 187V186H7ZM195 187V186H194ZM33 188V187H32ZM38 188V187H37ZM51 188V187H50ZM0 189H1V191L2 190H6V189H8V188H6L5 186H2V184L0 183ZM27 189V187L25 188V187H21V188H17V189H15V190H13V193H12V195H14V197H16L17 199L20 197V196H22L25 192V190ZM32 190V189H31ZM46 190V189H45ZM48 190V189H47ZM52 191V190H51ZM57 191V190H56ZM55 191V192H56ZM27 192H29V190L27 189ZM58 192V191H57ZM41 193V192H40ZM27 195V194H26ZM37 195H39V194H37ZM42 195V194H41ZM53 195H55V194H53ZM58 195V194H57ZM8 196H10V195H8ZM8 196H6V197H8ZM5 198V197H4ZM9 198V197H8ZM205 198V197H204ZM0 199H1V197H0ZM202 200L203 198L201 197H199V200ZM214 199V198H213ZM206 200V199H205ZM207 200L208 201H210L209 203L208 202H205V201H203L204 202V205H202V206H205V204L206 203H208V205H210V207H211V204L212 203H214L215 201L213 200V202L211 201V200H209L208 198H207ZM217 200V199H216ZM14 201V200H13ZM22 201V200H21ZM20 201V202H21ZM18 202V201H17ZM19 202V203H20ZM25 202V201H24ZM23 202V203H24ZM196 202H199V201H196ZM203 202H201V203H203ZM237 202V201H236ZM19 203H18V205H19ZM200 203V202H199ZM22 204V203H21ZM27 204H29V203H27ZM167 204V203H166ZM197 204V203H196ZM195 204V205H196ZM23 205V204H22ZM192 205H193V203H192ZM199 204H197V206H198ZM207 205V204H206ZM28 206V205H27ZM237 206V205H236ZM239 206V205H238ZM20 207V206H19ZM23 207V206H22ZM195 207V206H194ZM193 207V208H194ZM199 207V206H198ZM235 207V206H234ZM28 208V207H27ZM192 208V209H193ZM208 208V207H207ZM224 208V207H223ZM240 208H241V206H240ZM239 208V209H240ZM6 209V208H5ZM25 209V208H24ZM134 209V208H133ZM191 208H190V210L191 211H193ZM195 209V208H194ZM197 209V208H196ZM221 208H219V209H217V210H220ZM225 209V208H224ZM131 209H129V211H126L124 214H123V217L125 218V216H127V214L130 212V214H131V211H130ZM200 210V209H199ZM203 210H204V207H203ZM241 210V209H240ZM239 210V211H240ZM135 211H137V210H135ZM134 211V212H135ZM138 211H140V210H138ZM143 211V210H142ZM189 211V210H188ZM187 211V212H188ZM212 211V210H211ZM128 212V213H127ZM132 212H133V210H132ZM133 212V213H134ZM145 211H143V213H144ZM190 212V211H189ZM196 212V211H195ZM201 212H203V211H201ZM201 212H198L199 214L201 213ZM214 212V211H213ZM127 213V214H126ZM137 213H139V212H137ZM142 213V212H141ZM185 213V212H184ZM183 213V214H184ZM194 212H192L191 214H193ZM119 214V213H118ZM121 214V213H120ZM126 214V215H125ZM147 214V213H146ZM151 214V212L149 213V215H147V217H149V219L148 218H146V221H150V218L152 217V214ZM154 214V213H153ZM190 214V213H189ZM189 214H184V216L183 217H185V216H188ZM199 214H197L196 216H198ZM203 213H201V215H202ZM213 214V213H212ZM125 215V216H124ZM139 215V214H138ZM137 215V216H138ZM195 214H193V216H194ZM205 215V216H204ZM120 216H122V215H120ZM119 215H118V217H115V218H119V221H121L120 223H122V221L124 222V224H125V226L128 224V225H131V226H128V227H132V222L133 221H131V219L130 218H128V220L130 219V221H127L126 219V221H124V220H121V218H123V217H120ZM135 217H136V215H134ZM142 216H144V217H146L145 216V213H144V215H142ZM161 216V215H160ZM179 216H180V214H179ZM192 216V218H196V216H194L193 217ZM203 218H209L210 216H211V214H210V216L209 217H207V215H206V213H204L203 214ZM214 215H212V218H209L210 220H212L213 221V223H215L216 221L217 222H219V221H222V223H224L225 221H226V219H227V217L226 216H222L221 218H219L220 217V215H218V219L217 218H215V216L213 217ZM113 217V218H114ZM128 217V216H127ZM130 217H133V216H130ZM162 217H164V216H162ZM161 217V218H162ZM189 217H190V215H189ZM199 217V216H198ZM197 217V218H198ZM217 217V216H216ZM115 218H114V220H115ZM142 218V217H141ZM140 218V219H141ZM153 218V217H152ZM155 218V217H154ZM160 218V219H161ZM166 218V217H165ZM191 218V219H192ZM194 218V219H195ZM135 219V218H134ZM144 219L145 218H143V223H144V225L146 224V223H148V222H144ZM148 219V220H147ZM158 219V218H157ZM167 219V218H166ZM190 219V218H189ZM207 219H205V220H207ZM133 220V219H132ZM142 220V219H141ZM162 220V219H161ZM180 219H178V221H179ZM181 220L183 221V219L181 218ZM186 220H187V218H186ZM193 220V219H192ZM200 219H196V220H194V221H199ZM205 220H204V222H205ZM135 221H136V219H135ZM188 221V220H187ZM194 221H192V222H194ZM211 221V222H212ZM115 222H118V219H117V221H115ZM159 222V221H158ZM183 222H185L184 224H187L186 223V221L184 220ZM182 222V223H183ZM188 222H190L191 223V221L189 220ZM200 222H201V220H200ZM200 222H199V226H201V224H200ZM208 222V225H209V220L207 221ZM113 223H114V221H113ZM182 223H180L181 225H182ZM212 223V224H213ZM115 224V223H114ZM118 225H120L119 224V222L117 223ZM116 224V225H117ZM123 223L121 224V226L122 225H124ZM138 223H136V225H137ZM158 224V223H157ZM161 224V223H160ZM189 224V223H188ZM187 224V225H188ZM195 224V223H194ZM196 224H198V222L196 223ZM202 224H204V223H202ZM115 225V226H116ZM134 226H135V223L133 224ZM147 226H148V224H146ZM177 225H179V223L177 224ZM180 225V226H181ZM190 225V224H189ZM191 225H193V223L191 224ZM211 225V224H210ZM133 226V227H134ZM194 226V225H193ZM193 226H191V227H193ZM133 227H132V229L131 230H133ZM143 227H145V226H143ZM182 227V226H181ZM195 227V226H194ZM196 227H197V225H196ZM202 227V226H201ZM209 227V226H208ZM223 227V226H222ZM121 228V227H120ZM120 228H118V229H120ZM122 228H124L123 226H122ZM121 228V229H122ZM127 228V227H126ZM179 227H177V229H178ZM121 229H120V231H121ZM128 229V228H127ZM126 229V230H127ZM137 229V228H136ZM138 229H140V228H138ZM176 229V230H177ZM181 229V228H180ZM183 229V228H182ZM130 230V229H129ZM142 230V229H141ZM194 230V229H193ZM215 230V229H214ZM218 230V229H217ZM239 230V229H238ZM119 231V232H120ZM133 231H135V230H133ZM177 231H179V230H177ZM191 231H192V229H191ZM189 232V233H192V232ZM221 231V230H220ZM128 232V230L126 231V234H128L127 233ZM184 232V230L182 231V233ZM210 232H212L213 233V231H210ZM210 232H208L207 233V236H210L211 237V234L210 235H208ZM182 233H180V231H179V235L181 236V234ZM129 234L131 235V233L129 232ZM128 234V235H129ZM187 234V233H186ZM193 234V233H192ZM191 234V235H192ZM194 234H195V232H194ZM184 236H185V234H183ZM175 236H178L177 234L175 235ZM183 236V237H184ZM198 236H201L202 237V235H198ZM206 236V237H207ZM221 236H222V231L221 232H216V233H214V237L212 238L213 240H214V238H215V240L218 238H221ZM90 237H92V236H90ZM126 237V236H125ZM194 237H195V235H194ZM181 238V237H180ZM198 238H200V237H198ZM198 238L196 239L197 241H198ZM203 238L205 239V235H203ZM70 239V238H69ZM88 239V238H87ZM91 239H94V238H91ZM95 239H96V236H95ZM187 239H188V237H187ZM190 240H191V238H189ZM188 239V240H189ZM201 239V238H200ZM210 239V238H209ZM254 239H255V237H254ZM66 240V239H65ZM71 240V239H70ZM206 240V239H205ZM211 240V239H210ZM71 241H73V240H71ZM70 241V242H71ZM88 241H90V239L88 240ZM87 241V242H88ZM98 241V240H97ZM174 241H177V239H175ZM173 241V242H174ZM185 241H186V239H185ZM202 241V240H201ZM219 241H220V239H219ZM66 242H67V240H66ZM90 242H93V241H90ZM96 242V241H95ZM94 242V244H96ZM178 242V241H177ZM176 242V243H177ZM194 242V241H193ZM199 242H200V240H199ZM204 242V241H203ZM223 242V241H222ZM224 242H225V240H224ZM261 242H264V235L261 237ZM61 243V242H60ZM60 243H58L57 242V244L59 245ZM71 243H73V242H71ZM89 243V242H88ZM175 243V245H177ZM179 243V242H178ZM181 243V242H180ZM186 243H188V242H186ZM255 243V242H254ZM68 244H70L69 243V241H68ZM74 244V243H73ZM181 244H183V243H181ZM180 244V245H181ZM190 244H193V243H189V245ZM92 245H93V243H92ZM174 245V246H175ZM179 245V246H180ZM186 245V244H185ZM185 245H184V247H185ZM72 246V245H71ZM178 246V245H177ZM181 246H183V245H181ZM219 246V245H218ZM59 247V246H58ZM210 247V246H209ZM67 248V247H66ZM143 248V247H142ZM175 248V247H174ZM186 248V247H185ZM190 248H191V246H190ZM189 248V250H188V248H186L188 251H190L191 252V249ZM135 249V248H134ZM164 249V248H163ZM182 249V248H181ZM211 249V248H210ZM215 249V248H214ZM224 249V248H223ZM253 249V248H252ZM166 250H168V249H166ZM176 250V249H175ZM183 250V249H182ZM255 250V249H254ZM139 251V250H138ZM140 251H142V249H140ZM177 251V250H176ZM185 251V250H184ZM187 251V252H188ZM227 251V250H226ZM147 252V251H146ZM157 252H159V251H157ZM168 252V251H167ZM183 252V251H182ZM186 252V251H185ZM189 252V253H190ZM195 252V251H194ZM207 252V251H206ZM210 252V251H209ZM209 252H207V253H209ZM152 253V252H151ZM177 253V252H176ZM207 253H204V255L205 254H207ZM214 253V252H213ZM202 254H203V252H202ZM202 254H199L200 256L199 257H201L202 256ZM130 255H132V254H130ZM144 255V254H143ZM146 255V254H145ZM153 255L154 254H152V259L154 258L153 257ZM156 255H157V253H156ZM133 256V255H132ZM135 256H137V255H135ZM148 256H151L150 255V253H147V256L146 257H148ZM159 256V255H158ZM198 256V255H197ZM131 257V256H130ZM142 258V257H141ZM167 258V257H166ZM191 258V257H190ZM189 258V259H190ZM192 258H193V256H192ZM191 258V260H193ZM148 259H149V257H148ZM151 258H150V260H152ZM188 259V258H187ZM227 259V258H226ZM131 260V259H130ZM150 260H148V261H150ZM154 260H156V257H155V259ZM160 259H157V264H158V261H159ZM197 260V259H196ZM223 260V259H222ZM138 261V260H137ZM163 261V260H162ZM220 261V260H219ZM91 262V264H93L94 262H92V261H90ZM90 262L88 263V264H90ZM152 262V261H151ZM155 262V261H154ZM123 263H125L124 261H123ZM142 263V262H141ZM165 263V262H164ZM121 264V263H120ZM127 264H129V263H127ZM131 264V263H130ZM134 264V263H133ZM138 264H140V261H139V263ZM148 264V263H147ZM151 264V263H150ZM154 264H156V263H154ZM188 264V263H187Z\"/></svg>","mask_w":264,"mask_h":264},{"label":"crops","instance_id":"0c3cea01","mask_svg":"<svg viewBox=\"0 0 264 264\" xmlns=\"http://www.w3.org/2000/svg\"><path fill=\"white\" fill-rule=\"evenodd\" d=\"M156 136H160V135H156ZM165 136H166V134H165ZM161 145H164V144L158 143L157 140L147 141L143 144L138 145L139 147H138V149H135V151H134L135 155L131 159H129L127 157V155H125V154L123 155L124 158L123 157L122 158L126 161L131 160L132 163H134V165L136 166L134 168L135 169V172H134L135 175H140V176H142V175L151 176L152 175L153 176L155 173V169L157 170L158 168L162 167L164 165V162H166L170 158V155L166 154V152H162L161 154L158 153V147ZM123 152H126V151H123ZM185 160H186V157L182 156L181 154L179 155V152H178V158L175 161L176 167L178 168V166ZM187 160L191 161L194 164L197 162H200L198 160V158L191 159L190 156H189V158H187ZM144 161H145V163H144ZM155 162H157V163H155ZM195 168L196 167L194 165L191 167L192 173H190V174H187V175L182 174V173L179 174V182L184 183L183 185L186 188H182V189L178 190V196L179 197L177 199V202L174 204V207H176L177 209H180V211L175 214V218H174L175 224L172 227L174 234L175 235L177 234L178 236H175L174 239L170 240L169 242L172 245V247H175V249L179 252V254L182 255V257H181L182 260L185 259V261L180 260V262L182 264H187V263L188 264H195V262H197V263L199 262L200 264H241L242 262H244L247 259V260H251V261L255 260V262H256L255 264H262V263H259V259L255 256V253H254V251H255L254 249L256 248L257 244L261 242V237H260V240H258L257 237L255 236V235H258V232H257L258 229H257V226L256 225L254 226V224H253V205H252V203H250V204L248 203L249 208L247 209V205H246L244 199L242 200L240 198H233V192L231 190L227 191V189H225L222 186V181L224 180V178H222V177H212L211 178V176L210 177L204 176V177L200 178L199 175L197 173H195L196 172ZM191 179H193V180H191ZM208 180H210L209 183L212 186V189L215 190L214 194L205 190V188H206L205 182L207 183ZM194 181H196L195 184H194ZM260 183H263V182H260ZM199 188H201V189H199ZM199 197L200 198L202 197L203 198L202 200L205 202H208V203L210 201H208L207 198L209 200L212 199L211 201L213 202V200H214L215 202L211 204V207H210V205H208V203H206L207 205L205 204V206H202V205H204V202L201 199L199 200ZM196 201H199L200 203L196 202ZM201 202H203V203H201ZM192 203H193V205H192ZM196 203L199 204L198 205L199 207L197 206ZM240 206H241V208H240ZM203 207H204V210H203ZM190 208L191 209L193 208L192 209L193 211H191ZM219 208H221V209L217 210ZM142 210L145 211L144 212L145 215H149V213L151 212L149 210H145V208H143ZM142 210L139 211V215H144ZM201 211H203V212H201ZM192 212H194L193 213V214H195L194 216L199 214L198 212H201L203 214L206 213L207 217H209L211 214V216L209 218H212V215H214L215 218L218 219V215H220L219 218H221L222 216H226L227 219L224 223H222V221H219V222L216 221L215 223L208 225L207 221L209 220V218L208 219L206 217L203 218L205 215L203 216V214L201 215V213L198 215L199 217L196 216V218H195L193 216V214H191ZM183 213L185 215L190 213L189 214L190 217H189V215L183 217L184 216ZM151 214H152V212H151ZM179 214H180V216H179ZM192 216L195 219L192 218ZM181 218L183 219V221L185 220L186 223L187 224L189 223L190 225L184 224L185 222H183L181 220ZM186 218L188 221L190 220L191 223L188 222L186 220ZM178 219H180V220L178 221ZM196 219L197 220L200 219L201 222L199 220V221H197L198 224H196L197 222L194 221ZM205 219H207V220H205ZM204 220H205V222H204ZM192 221H194V222H192ZM199 222H200L202 227L199 226ZM178 223H179V225H177ZM180 223H182V225ZM192 223L195 227L193 225H191ZM202 223H204V224H202ZM196 225H197V227H196ZM191 226H193V227H191ZM177 227H179V228L177 229ZM176 229L179 230L180 233H182V231L184 230V232L181 234V236L178 234L179 231H177ZM191 229H192V231H191ZM220 230L222 231V236H221V238H219L220 241L218 238L216 240L214 238V240H213L212 238L214 237V233H216L217 231L221 232ZM190 231L193 234L189 233ZM210 231H213V233ZM194 232H195V234H194ZM208 232H210L208 235L211 234V237L207 236ZM183 234H185V236ZM194 235H195V237H194ZM198 235H202V237L198 236ZM203 235H205L206 240L203 238ZM187 237H188V239L191 238V240L190 239L188 240ZM198 237H200L201 239ZM254 237H255V239H254ZM195 238L196 239L198 238V241ZM175 239H177V241L179 243L177 241H174ZM185 239H186V241H185ZM199 240H200V242H199ZM224 240H225V242H224ZM208 241H216L215 243H213V245L210 246L211 249H210L209 253L204 255V253L202 254V252L200 253L199 251L195 250L198 245L200 246V245H202ZM180 242L183 244H181ZM186 242H188V243H186ZM190 242L193 244L189 245ZM175 243L178 246L175 245ZM180 244L183 246H181ZM184 245L186 248H188V250H189L190 246H194L195 248L191 247L190 248L191 252H190L184 247ZM146 250L149 251L148 253H150L151 256H148L149 257V259H148V257H146V255H145L146 254L145 253L143 255L144 260L142 261V264H147V263L148 264H150V263L151 264H154V263L157 264V259H160L158 261V264L164 263L160 257V252L156 251L157 255H156V253H154V255H153L154 258L152 259V254H153V253H151L152 251L149 249H146ZM199 254H202V256L199 257L200 256ZM192 256H193V258H192ZM155 257H156V260H154ZM190 257L193 260H191ZM150 258L152 260H150ZM148 260H150V261H148Z\"/></svg>","mask_w":264,"mask_h":264},{"label":"built area","instance_id":"2783aa9c","mask_svg":"<svg viewBox=\"0 0 264 264\" xmlns=\"http://www.w3.org/2000/svg\"><path fill=\"white\" fill-rule=\"evenodd\" d=\"M130 132V126L123 114L105 109L96 116L95 137L106 143H114Z\"/></svg>","mask_w":264,"mask_h":264}]
</instances>
